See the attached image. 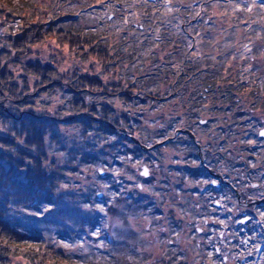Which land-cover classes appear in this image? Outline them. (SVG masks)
<instances>
[{
    "label": "flooded vegetation",
    "instance_id": "af4514ba",
    "mask_svg": "<svg viewBox=\"0 0 264 264\" xmlns=\"http://www.w3.org/2000/svg\"><path fill=\"white\" fill-rule=\"evenodd\" d=\"M241 14V26L258 22L247 11ZM255 14L259 19L263 16L257 10ZM256 35L263 44L264 25H256ZM132 69L122 73L110 68V75L104 74L113 84L110 89L127 90L129 99L112 97L110 105V119L118 120L109 123L112 130L106 133L113 167L111 213L136 232L151 228L146 219H158L163 225L151 229H163L166 234L158 256L152 259L149 248L142 251L143 240L138 237L141 245L137 247L133 237L128 244L141 252L128 250L143 259L124 264H257L254 257L264 251L262 115L244 109L231 115L229 94L223 92L229 91L228 80L213 68L143 67L138 74ZM257 84L242 83L245 91L238 102L245 109L250 100L264 106V90ZM143 99L161 104V111L127 113L117 107L121 101L133 109L131 105ZM250 106L249 111L260 112ZM229 115L239 117L234 131ZM121 224H113L114 229Z\"/></svg>",
    "mask_w": 264,
    "mask_h": 264
},
{
    "label": "trees",
    "instance_id": "16d2710c",
    "mask_svg": "<svg viewBox=\"0 0 264 264\" xmlns=\"http://www.w3.org/2000/svg\"><path fill=\"white\" fill-rule=\"evenodd\" d=\"M68 1L50 0V5L43 8L28 0H0V24L10 23L7 24V28H10L7 33L12 35L11 31H15L13 23L18 17L23 23L13 37L0 36V264H109L100 260H80L78 254L59 242H52L43 231L46 230L44 227L39 228L32 223L40 219L33 218L32 213L52 203L51 192L62 181L65 172L73 173L76 168L72 164L69 168L64 163L59 169L52 170L56 165L52 161L46 163L47 150L58 143L52 127L55 118L46 109L51 98L58 96L61 113L65 112L63 122L56 120L54 123L75 125L83 139L89 131L93 133L84 148L68 153V162L76 161L89 166L99 159L88 148L98 147L100 142L108 140L110 137L106 133L112 130L109 123H118L117 119H110L112 97L129 100L128 91L124 92L121 88L112 90V82L107 80L105 83L88 74L72 80L64 78L63 74L57 72L56 67L61 64L54 58L30 57L36 46L40 42L41 45L47 44L44 39L54 38L57 43L76 49L75 55L81 61L91 58L93 65L103 64L102 67L113 66L106 62L114 61L118 65L133 67L131 72L138 74V69L146 66L145 60L148 58L138 52V47L142 50L145 48L143 42L144 45L149 42L148 37L143 35H155L158 43L171 41L167 36L172 30L168 31V27L162 25L166 15L163 16L162 11L158 10L160 6L148 0H142L144 4L133 1L132 9L135 8L137 15L128 24L126 35L130 37H120L116 42L109 41V29L100 32L98 27L89 28L76 21L72 14L61 12L63 7L69 5ZM189 12L190 9L180 12L179 8L172 14L171 22L175 25L177 21L180 22L178 32L174 31L178 35L183 36L182 33L187 31L185 26L191 23L187 20ZM109 21L110 15L97 23L109 27ZM189 27L194 26L190 24ZM196 29L194 33L198 32ZM116 34L114 32L111 36ZM54 48L62 49L56 45ZM218 70L216 75L219 74ZM109 72L103 71L104 74ZM244 91L242 83L230 84L229 91H223L229 94L230 109L237 110L238 99ZM101 97L106 98V102H100ZM131 106L135 112L141 109L137 103ZM40 109L42 111L38 112ZM94 118L101 120L95 121ZM47 134L50 135V142L46 146L43 139ZM103 145L109 146L110 143ZM77 153L79 158L76 157ZM18 207L29 216L25 215L24 221L14 215ZM14 258L18 260L17 263H12Z\"/></svg>",
    "mask_w": 264,
    "mask_h": 264
},
{
    "label": "rangeland",
    "instance_id": "374dc122",
    "mask_svg": "<svg viewBox=\"0 0 264 264\" xmlns=\"http://www.w3.org/2000/svg\"><path fill=\"white\" fill-rule=\"evenodd\" d=\"M133 1L135 2V0H70L68 1L69 5L63 7L61 12L72 14L73 17H76L74 18L76 21L84 23L89 28L95 29L98 27L100 32H107L109 29L110 33H107L109 34L107 36L109 41L116 42L120 37H130V35H126L128 24L137 15L135 8L132 9L134 6L132 4ZM173 1L175 0H148V2L154 3L155 6H160L158 10L162 11L163 16L166 15V20H162L164 23L161 21L160 23L164 24L163 26H167L169 28H167L168 31H172L167 36V39H171L169 43H158L153 34L143 35L148 37L149 42L145 45L143 42L142 46L145 48L142 50L138 47V52L140 51L142 52L141 55L148 56L145 60L146 69L160 66L169 67L171 64L173 69H176V67L186 68L188 66H192L193 69L195 67H203L205 71H210L213 68L214 72L219 69V75L225 81L226 79L228 80L229 86L230 84L235 85L243 82L255 85L258 82L257 86H261L264 90V51H262L264 43L262 44L256 40L258 36L256 35V25L258 24V28L264 25V0H176L175 3ZM28 2L42 7H47L51 3L50 0H28ZM136 2L144 4L142 0ZM179 8L180 12H183L184 9H190L187 20H190V24L194 26L191 29L189 27L190 24L185 26L187 31L182 33L184 41L182 35L174 32L179 29L180 22L177 21L176 25L171 22L172 14L175 9ZM256 10L258 13L261 12L263 14L260 19L255 14ZM244 11L257 16L258 22L241 26L239 18H243L244 14L241 13ZM108 15H110L109 27L108 25L103 27V23L98 25L97 21H104ZM234 23H239L240 26L235 27L233 26ZM7 24L10 23L7 22ZM7 24H0V36L2 37H13L23 27L22 20L18 17L13 23L15 31H11L12 35H9L7 31L10 28H7ZM245 27L248 29L247 31ZM194 29L198 32L194 33ZM114 32L117 33L116 36H111ZM121 32L122 34L120 35ZM174 33L176 34L174 35ZM43 41L47 44L41 45L40 42L36 46L35 51L30 54V57L54 58L61 64V66L56 67V70L63 74L64 78L72 80L88 74L90 77L98 76L99 79L102 78L105 82L110 77L104 76V68L107 71L112 68L113 71L119 70L122 73L127 68L126 65H118L114 61L106 62L113 66L102 67L103 64L93 65V59L88 58L81 61V58L75 55L76 49L61 45L54 38H47ZM262 41L264 42V39ZM178 42L183 43L178 44ZM54 45L62 49H55ZM138 70L141 71L142 69ZM133 73H136V71ZM107 74L110 75V72ZM258 74H263V77L256 78L255 75ZM58 77L56 76V78ZM109 81L111 82V80ZM57 98L58 96L51 98L48 108H46L55 118L52 127L58 138L56 139L58 143L50 150H47L48 158L46 163L52 161V164L56 165L52 170L59 169L64 163L69 168L71 164L76 168L73 173L65 172L62 181L51 192L52 203L39 212L32 213L33 218H40L39 220H33L32 223H35L39 228L44 227L46 230L43 231L51 238L52 242H59L64 247L67 245L66 248L78 254L80 260L83 261L100 260L107 261L109 264L110 262L112 264H124L128 260L138 261L140 258L142 260L143 257L139 258L140 254L131 253L128 250V248L133 249L128 244L133 237L138 243L137 247L141 245L139 238L143 240L146 245H143L142 251L149 248L151 259L157 257L160 242L165 237L166 231L151 228L162 226L163 223L160 220L150 221L146 219L150 223L151 228L148 230L136 229L140 231L136 232L128 229L126 223H119L118 217L115 220L112 216L113 188L111 179L113 167L111 165L112 156L107 151L106 146L88 148L90 151L95 152L94 154L98 158H101L96 164L85 166V164L81 165L76 161L74 163L68 162L69 151H78L80 148H84L93 133L88 130V135H85L86 137L83 139L80 136L78 127L75 125L54 123L56 120L63 122L62 118L65 116V112L61 113V107H59L58 103L60 100H57ZM141 101L138 102V105H141L140 111H143V114H156L161 111V104L150 102V100L144 101V99ZM251 102L252 100L245 102L249 104L247 109L238 102L237 110L231 109L230 114L239 115L242 112L241 110L244 109L243 111L248 114L262 115V122H264V106H258L256 102ZM250 105L254 107L256 105L255 108L260 112L249 111L248 108H252ZM117 107L121 112L131 113L133 111L121 101L117 103ZM42 109L38 110V112H41ZM231 115L227 116V119L231 123V130L234 131L238 129L236 123L239 121V117ZM250 123H254L253 120ZM244 128V131L248 130L247 127ZM241 130H243V127H241ZM43 140L44 145L47 146L50 142V135H45ZM109 140L110 138L106 142L108 143ZM76 157H80L78 153ZM77 164L79 165L76 166ZM99 170H102L101 173L103 174ZM97 193H101V197H98ZM231 200L232 203H236L233 196ZM14 212L15 216L21 217L22 221H24L23 217L26 213L23 209L18 207ZM26 216L29 217L28 215ZM146 220L142 219L143 222ZM116 223L121 224L119 229H114L113 224ZM109 231H111L110 234ZM113 243L118 245H112ZM133 250L134 252H141ZM260 257L261 259L264 258V251L258 257H254L257 264L262 262ZM17 262V259H12V263Z\"/></svg>",
    "mask_w": 264,
    "mask_h": 264
},
{
    "label": "water",
    "instance_id": "95a60500",
    "mask_svg": "<svg viewBox=\"0 0 264 264\" xmlns=\"http://www.w3.org/2000/svg\"><path fill=\"white\" fill-rule=\"evenodd\" d=\"M150 1H153V0H150ZM262 133H264V130L260 133V135H262ZM262 136H264V135H262ZM99 172L101 173L102 170H99Z\"/></svg>",
    "mask_w": 264,
    "mask_h": 264
},
{
    "label": "snow or ice",
    "instance_id": "6c2138e0",
    "mask_svg": "<svg viewBox=\"0 0 264 264\" xmlns=\"http://www.w3.org/2000/svg\"><path fill=\"white\" fill-rule=\"evenodd\" d=\"M262 135H264V133H262ZM65 247H67V245H65Z\"/></svg>",
    "mask_w": 264,
    "mask_h": 264
}]
</instances>
